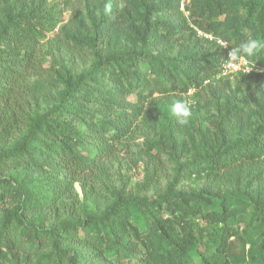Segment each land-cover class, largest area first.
Here are the masks:
<instances>
[{
	"label": "trees",
	"instance_id": "obj_1",
	"mask_svg": "<svg viewBox=\"0 0 264 264\" xmlns=\"http://www.w3.org/2000/svg\"><path fill=\"white\" fill-rule=\"evenodd\" d=\"M105 1L86 0L88 36L59 27L68 0H0V264H264V74L205 83L230 51L264 65V0ZM58 27L93 62L32 89ZM206 87L218 117L189 154L170 139L174 180L102 205L142 122ZM193 176L201 187L177 189Z\"/></svg>",
	"mask_w": 264,
	"mask_h": 264
},
{
	"label": "rangeland",
	"instance_id": "obj_2",
	"mask_svg": "<svg viewBox=\"0 0 264 264\" xmlns=\"http://www.w3.org/2000/svg\"><path fill=\"white\" fill-rule=\"evenodd\" d=\"M68 1L69 7L65 9L64 21L59 27L68 25L72 34L89 36L90 21L85 17L88 12L87 6L94 9L96 14L98 10H95L89 2L87 4L86 0ZM109 3L111 0L105 1L104 5ZM76 13H82L84 21L76 19L71 22V17L78 15ZM59 27L50 35V37L57 35L51 43L44 41L46 52L44 67L49 69V73L32 77V89H36L41 83H47V76H52L58 67L66 66L71 71L79 73L88 69L93 62L92 49L88 42L67 39ZM233 83H237V79H234ZM41 90L51 91L53 94L55 92L54 88L51 89L48 86H43ZM33 95L35 94L28 91L31 103ZM163 101L166 112L157 113L156 116H152L153 119L146 118L130 140L123 144L119 154L110 162L106 182L109 188L103 187L102 205L116 197L118 192L141 196L161 193L166 184L172 182L175 176L176 163L170 152V139H181L189 154L199 147L198 130L201 127L212 125L213 120L218 117V107L209 87L192 88L183 96H171ZM38 103H40L39 108L43 109L44 104L41 98ZM155 169L160 170L161 174L156 176L153 172ZM149 177L151 178L150 185L143 187ZM202 183L193 176L185 182H180L177 189L199 188ZM75 187L80 197L83 198L84 192L81 185L78 183Z\"/></svg>",
	"mask_w": 264,
	"mask_h": 264
},
{
	"label": "built area",
	"instance_id": "obj_3",
	"mask_svg": "<svg viewBox=\"0 0 264 264\" xmlns=\"http://www.w3.org/2000/svg\"><path fill=\"white\" fill-rule=\"evenodd\" d=\"M185 0H183L181 7L184 9ZM210 37V36H207ZM259 72L264 74V66H259L249 58L245 56H238L233 52H229L221 63L220 70L216 74L215 78L217 80L233 77L236 74L243 73L249 74L251 72ZM211 80H206L205 83H210Z\"/></svg>",
	"mask_w": 264,
	"mask_h": 264
},
{
	"label": "clouds",
	"instance_id": "obj_4",
	"mask_svg": "<svg viewBox=\"0 0 264 264\" xmlns=\"http://www.w3.org/2000/svg\"><path fill=\"white\" fill-rule=\"evenodd\" d=\"M231 52V51H230ZM246 57V56H245ZM248 58V57H247ZM250 59V58H249ZM251 60V59H250ZM254 62V61H253ZM261 66H264V65H261ZM252 73V72H251ZM251 73H249V74H251ZM239 74H243V73H239ZM238 74H236L235 76H233V77H236ZM248 75V74H247ZM216 76V75H215ZM215 76L213 77V79H211V82L212 81H214V80H216V82L218 81L216 78H215ZM233 77H229V78H233ZM210 82V83H211Z\"/></svg>",
	"mask_w": 264,
	"mask_h": 264
}]
</instances>
